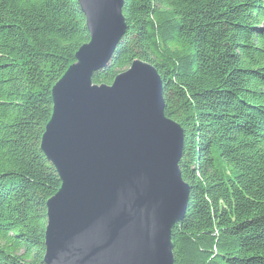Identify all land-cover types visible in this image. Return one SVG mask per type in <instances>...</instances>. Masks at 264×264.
Here are the masks:
<instances>
[{
	"label": "trees",
	"instance_id": "obj_1",
	"mask_svg": "<svg viewBox=\"0 0 264 264\" xmlns=\"http://www.w3.org/2000/svg\"><path fill=\"white\" fill-rule=\"evenodd\" d=\"M123 15L92 83L135 60L162 80L190 190L173 264H264V0H125ZM89 40L78 0H0V264H45L61 180L41 141L52 88Z\"/></svg>",
	"mask_w": 264,
	"mask_h": 264
},
{
	"label": "water",
	"instance_id": "obj_2",
	"mask_svg": "<svg viewBox=\"0 0 264 264\" xmlns=\"http://www.w3.org/2000/svg\"><path fill=\"white\" fill-rule=\"evenodd\" d=\"M90 40L52 88L41 148L61 180L47 201L45 264H173L171 229L190 199L183 130L155 67L135 60L92 83L125 30V0H78Z\"/></svg>",
	"mask_w": 264,
	"mask_h": 264
}]
</instances>
